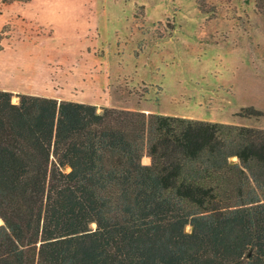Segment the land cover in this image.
<instances>
[{
    "label": "trees",
    "instance_id": "trees-1",
    "mask_svg": "<svg viewBox=\"0 0 264 264\" xmlns=\"http://www.w3.org/2000/svg\"><path fill=\"white\" fill-rule=\"evenodd\" d=\"M18 99L0 90V264H264V129Z\"/></svg>",
    "mask_w": 264,
    "mask_h": 264
},
{
    "label": "rangeland",
    "instance_id": "rangeland-1",
    "mask_svg": "<svg viewBox=\"0 0 264 264\" xmlns=\"http://www.w3.org/2000/svg\"><path fill=\"white\" fill-rule=\"evenodd\" d=\"M254 1L0 0V90L264 129Z\"/></svg>",
    "mask_w": 264,
    "mask_h": 264
},
{
    "label": "water",
    "instance_id": "water-1",
    "mask_svg": "<svg viewBox=\"0 0 264 264\" xmlns=\"http://www.w3.org/2000/svg\"><path fill=\"white\" fill-rule=\"evenodd\" d=\"M1 220V219H0ZM1 224H2V220H1Z\"/></svg>",
    "mask_w": 264,
    "mask_h": 264
}]
</instances>
